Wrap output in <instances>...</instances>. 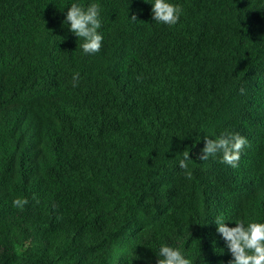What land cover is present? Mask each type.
<instances>
[{"label": "trees", "instance_id": "obj_1", "mask_svg": "<svg viewBox=\"0 0 264 264\" xmlns=\"http://www.w3.org/2000/svg\"><path fill=\"white\" fill-rule=\"evenodd\" d=\"M167 2L0 0V264H228L215 218L264 223V0ZM72 3L101 5L96 54ZM237 133V168L198 159Z\"/></svg>", "mask_w": 264, "mask_h": 264}, {"label": "clouds", "instance_id": "obj_2", "mask_svg": "<svg viewBox=\"0 0 264 264\" xmlns=\"http://www.w3.org/2000/svg\"><path fill=\"white\" fill-rule=\"evenodd\" d=\"M148 2V0H145ZM151 9L155 22L164 25H176L182 14V8L167 2V0H153ZM99 3H93L86 9L78 3H72L68 9L65 23L70 24V31L78 38L83 40L81 48L85 54L93 55L98 53L102 47L103 36L98 32L101 28ZM136 21L137 17H131ZM51 31V30H50ZM79 74L73 76L76 81ZM75 86V85H74ZM244 88L240 89L243 94ZM248 145L246 137L240 134L221 135L216 139L205 137V146L201 150L198 159L207 161L209 157L222 153V162L233 168L239 166L241 155L244 148ZM190 149L182 152V159L179 160V167L186 170V175L190 178L191 172L188 171L189 161L194 162L189 156ZM29 203L27 197H19L13 200L15 208L24 210ZM225 217L219 215L215 218L217 231L227 243V247L233 257L228 264H264V223L250 221H237L236 227L229 228L225 224ZM158 264H192L191 260L186 259L179 248L162 245L159 248Z\"/></svg>", "mask_w": 264, "mask_h": 264}]
</instances>
